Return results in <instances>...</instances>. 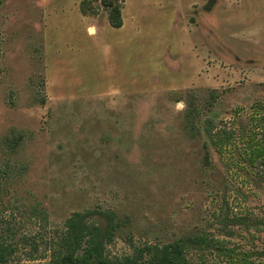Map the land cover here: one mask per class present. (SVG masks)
I'll use <instances>...</instances> for the list:
<instances>
[{"label": "rangeland", "instance_id": "rangeland-1", "mask_svg": "<svg viewBox=\"0 0 264 264\" xmlns=\"http://www.w3.org/2000/svg\"><path fill=\"white\" fill-rule=\"evenodd\" d=\"M121 6L113 29L101 0H0L11 261L49 263L64 221L96 210L113 215L110 260L182 240L188 264H225L220 245L264 264V166L243 157L264 131V0ZM207 120L232 132L222 154Z\"/></svg>", "mask_w": 264, "mask_h": 264}, {"label": "trees", "instance_id": "trees-1", "mask_svg": "<svg viewBox=\"0 0 264 264\" xmlns=\"http://www.w3.org/2000/svg\"><path fill=\"white\" fill-rule=\"evenodd\" d=\"M123 1L101 0V6L107 14L108 24L113 29L122 27L121 3ZM80 9L82 14L87 13L86 1L81 2ZM90 13L96 15L97 11L93 10ZM257 121L258 124L263 123L261 119ZM204 133L210 145L214 147L218 154H222L225 146L232 139L231 131L225 129L215 130L210 120L206 121ZM257 136L258 133H251L247 147L243 149V157H245L250 167L264 166V131H261L259 139L254 142L253 140ZM6 174V170L0 171V178L6 177ZM33 210L35 217L40 219L46 217L44 211H37L36 207ZM114 230L115 224L111 213L96 210L82 213L75 212L64 221L60 236L52 241L58 246V249L53 250L50 262L37 264H188L184 255V243L186 242L182 240L161 247L145 246L137 250L135 255L110 260L104 255V248L107 243L112 241ZM1 231L0 264H28L22 261H11V256L15 252V247L9 244L12 243L13 233L7 234L3 230ZM22 239L23 242L28 240L26 238ZM205 241V237H196L189 242L197 244ZM217 243L223 242L217 241ZM217 254L224 258L225 264H254L247 261L246 255L243 254L240 257L234 249H226L222 245L217 247ZM144 256L146 259H144ZM27 258L28 260H34L32 253Z\"/></svg>", "mask_w": 264, "mask_h": 264}]
</instances>
